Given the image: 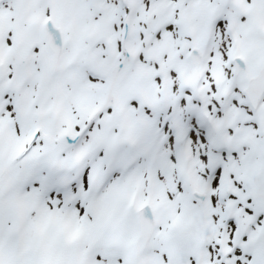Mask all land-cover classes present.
I'll use <instances>...</instances> for the list:
<instances>
[{
	"label": "snow or ice",
	"instance_id": "snow-or-ice-1",
	"mask_svg": "<svg viewBox=\"0 0 264 264\" xmlns=\"http://www.w3.org/2000/svg\"><path fill=\"white\" fill-rule=\"evenodd\" d=\"M0 264H264V0H0Z\"/></svg>",
	"mask_w": 264,
	"mask_h": 264
}]
</instances>
